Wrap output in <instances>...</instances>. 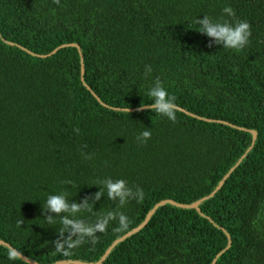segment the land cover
Segmentation results:
<instances>
[{"label":"trees","instance_id":"obj_1","mask_svg":"<svg viewBox=\"0 0 264 264\" xmlns=\"http://www.w3.org/2000/svg\"><path fill=\"white\" fill-rule=\"evenodd\" d=\"M226 6L252 26L240 52L209 47L194 22H233ZM69 44L78 47L40 57ZM157 77L177 97L175 123L126 111L151 103ZM242 128L257 131L256 143L201 212L161 207L103 264H213L225 250L216 264H264V219L253 226L264 210V0H0V240L26 258L97 262L157 203L210 195L251 147ZM145 129L152 136L142 145ZM109 177L144 191L143 202L120 209L106 194L94 204L122 211L128 231L113 221L95 245L56 253L59 217L47 224V196L80 202ZM8 250L0 244V264H30L9 260Z\"/></svg>","mask_w":264,"mask_h":264},{"label":"clouds","instance_id":"obj_2","mask_svg":"<svg viewBox=\"0 0 264 264\" xmlns=\"http://www.w3.org/2000/svg\"><path fill=\"white\" fill-rule=\"evenodd\" d=\"M56 5H60V0H53ZM224 14L233 18V22L213 20L205 15L202 19L198 18L194 22L199 26L200 33L211 38L209 47L222 45L225 49L235 50L240 52L250 42L252 36L251 24L246 20L236 19V13L232 7L226 6L223 9ZM152 66L145 65L144 76L147 79L152 74ZM147 96L151 101L150 104L142 103L138 111L145 109L155 113V115L167 118L173 123L176 122L178 105L177 97L169 93L164 83L157 77L147 91ZM129 113V108L126 109ZM73 131L79 134L80 129L74 128ZM152 133L149 129L143 130L138 136L137 141L140 144H146L151 139ZM83 145L82 148H86ZM81 155L86 160L94 158L93 154L81 151ZM64 183L71 184L72 181ZM100 190L92 195L85 196L80 202H71L67 198L66 192L59 194H50L43 203L44 218L49 226H54L59 217L58 238L53 242L54 250L63 256L70 255L71 251L80 247L85 243L95 245L98 240V234L107 231L111 222L117 221L118 226L116 232L123 233L129 229L128 217L119 210L100 213L94 211V204L101 200L105 194L107 198L113 201L117 209L123 208L130 201L138 203L143 202L144 191L139 187H130L124 179L105 178L97 182ZM91 213L95 216L94 220L83 218L80 214ZM50 213V214H49ZM264 219V210L258 214L256 220L253 221L255 227L257 223ZM18 225L21 226L24 221L19 220ZM22 258V253L15 249L8 250V259L17 260Z\"/></svg>","mask_w":264,"mask_h":264},{"label":"water","instance_id":"obj_3","mask_svg":"<svg viewBox=\"0 0 264 264\" xmlns=\"http://www.w3.org/2000/svg\"><path fill=\"white\" fill-rule=\"evenodd\" d=\"M67 46H75V47H78V45L76 44H69V45H63V46H60L59 48L55 49L51 54L49 55H42L40 57H48L52 54H55L57 51H59L60 49L62 48H65ZM82 61H83V58H82ZM84 74H85V68L84 66L82 67V80L84 81ZM138 109H133V110H130V111H137ZM243 130L245 131H248L250 132L252 135H253V140H252V144H251V147L246 151V153L239 159V161L237 162V164L235 166H233L231 168V170L224 176V178L221 180V182L218 184V186L214 189V191L200 199L199 201L193 203V204H187V205H184V204H179V203H176L172 200H163L159 203H157L150 211L149 213L147 214L145 220L138 226L136 227L135 229L131 230L130 232H128L127 234L121 236L120 238H118L117 240H115L111 245L110 247L108 248V250L105 252V254L100 258L99 261L97 262H83V261H75V260H67V261H59V262H56L54 264H103L105 262V260L110 256V254L112 253V251L118 246L120 245L122 242H124L125 240L131 238L133 235L137 234L138 232H140L142 229H144L148 223L150 222L151 218L153 217V215L163 206L165 205H168V204H172V205H175L176 207L178 208H184V209H195L197 210L198 212H201L200 210V205L202 203H205L207 202L208 200H210L211 198H213L217 192L222 188V186L224 185V183L226 182V180L228 179V177L230 176V174L236 169V167H238L242 161L246 158V156L248 155V153L250 152L251 148L255 145L256 143V140H257V136H258V133L257 131L255 130H249V129H244L242 128ZM204 216V215H203ZM231 243L232 241L229 239V243H228V246H227V249L231 246ZM0 244L7 247V248H11V249H14L11 245H9L8 243L0 240ZM226 251V250H225ZM225 251H222L218 254L217 258L213 261V264H216L217 262V259L225 252ZM23 260L29 262L30 264H39L37 263L36 261H33L31 259H28L26 258L25 256L22 255V258Z\"/></svg>","mask_w":264,"mask_h":264}]
</instances>
